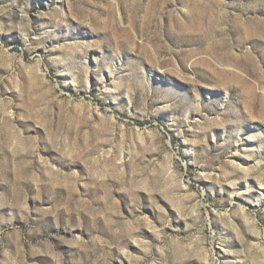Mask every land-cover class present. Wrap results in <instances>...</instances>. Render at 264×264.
I'll return each mask as SVG.
<instances>
[{
  "label": "rangeland",
  "instance_id": "374dc122",
  "mask_svg": "<svg viewBox=\"0 0 264 264\" xmlns=\"http://www.w3.org/2000/svg\"><path fill=\"white\" fill-rule=\"evenodd\" d=\"M0 264H264V0H0Z\"/></svg>",
  "mask_w": 264,
  "mask_h": 264
}]
</instances>
